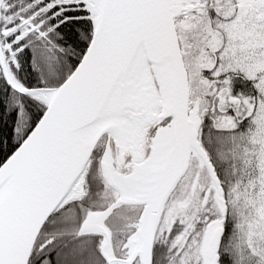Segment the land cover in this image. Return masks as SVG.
<instances>
[{"label":"snow or ice","instance_id":"1","mask_svg":"<svg viewBox=\"0 0 264 264\" xmlns=\"http://www.w3.org/2000/svg\"><path fill=\"white\" fill-rule=\"evenodd\" d=\"M0 264H264V0H0Z\"/></svg>","mask_w":264,"mask_h":264}]
</instances>
